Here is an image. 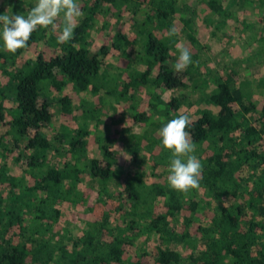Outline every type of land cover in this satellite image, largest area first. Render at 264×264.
I'll return each mask as SVG.
<instances>
[{"label": "trees", "instance_id": "obj_1", "mask_svg": "<svg viewBox=\"0 0 264 264\" xmlns=\"http://www.w3.org/2000/svg\"><path fill=\"white\" fill-rule=\"evenodd\" d=\"M8 1L10 5L0 3V14L12 5L13 12L26 15L36 3ZM78 3L84 19L72 41L58 43V34L40 29L29 47L16 54L0 43V71L7 77L0 82V264H264V96L257 94L264 92V74L242 80L251 67L264 65V0ZM121 18L137 30L112 33ZM200 20L221 42L242 33L248 38V57L223 72L208 67L202 59L207 33L198 26ZM173 26L178 35L169 38ZM94 29L99 44L91 40ZM177 42L192 54L193 64L182 73L173 68ZM109 59L117 63L116 72L107 68ZM190 82L199 88L197 101L203 105L187 129L203 166L196 197L186 199L171 189L169 172L150 184L138 172L123 185L121 205L108 209L98 201L74 238L60 224L61 207L74 199V187V201L80 203L85 196L77 185L90 180L105 186L125 175L111 146L102 137H91L106 103L122 106L123 115L131 112L134 123L143 127L139 134L128 133V165L146 155L152 169L168 171L171 154L163 149L158 131L180 115L183 102H166L163 96ZM67 87L71 93H64ZM82 94L93 100L80 98ZM56 102L65 123L57 131ZM49 127L56 132L54 142L68 144L71 162L65 172L52 164L51 155L59 150L44 130ZM96 140L101 155L89 157ZM10 157L18 175L9 172ZM246 168L253 170L248 177ZM203 193L237 202L207 211ZM117 214L136 219L126 227ZM145 220L143 232L157 237L158 245L138 253L126 235L142 233ZM174 242L179 248L172 247Z\"/></svg>", "mask_w": 264, "mask_h": 264}, {"label": "rangeland", "instance_id": "obj_2", "mask_svg": "<svg viewBox=\"0 0 264 264\" xmlns=\"http://www.w3.org/2000/svg\"><path fill=\"white\" fill-rule=\"evenodd\" d=\"M21 1H32V0H21ZM0 3L2 5H10L8 0H1ZM11 8L13 6L11 5ZM23 9H27V6H24ZM14 14L15 11L13 12ZM84 19L83 17L80 19L79 23L82 22ZM202 24V20L198 22V26ZM99 28V26H96ZM201 31L206 32L204 34L207 35L205 42V47L203 53H202V59L206 60L208 63V67H217V69H220L222 72L225 71L226 67H231L232 64L234 63L235 60H241L245 59L249 55V43H248V38L245 37L242 33L238 34L233 40L230 42H221L218 39H214L211 37L208 32L206 31L205 28L200 26ZM119 30H122L126 34L134 33L136 29H133L131 24L127 23L124 18H121L119 23L115 24V27L112 31V33L117 32ZM100 36L98 35V32L94 29L92 31V37L91 40L94 41L93 43L99 44L101 42ZM184 40V39H183ZM93 47V46H92ZM226 66V67H225ZM107 68L112 71L116 72L117 71V63L114 60H108L107 61ZM248 68L244 66V69ZM250 75L245 76L242 80L244 81H251L252 78H255L254 80L260 79V77L264 74V65H260L259 67L250 68L249 71ZM199 76V75H198ZM200 77V76H199ZM7 77L0 71V82L4 83L6 81ZM257 91V89H256ZM72 89L71 87H67L64 91V93H71ZM198 92L199 88L194 85V83H189L188 87L186 89H178L174 91H168L164 94L163 99L166 102H170L173 98H178L182 100V105L179 113L181 114V110H187V112L190 113L192 120H196L202 109L203 105L197 101L198 98ZM63 93V94H64ZM60 94V95H63ZM105 92H102V95H104ZM257 94L263 95L264 92L263 90L259 91ZM57 97H59L58 94H56ZM82 99H87L89 101L93 100V96L91 94H82L80 96ZM54 111H55V125L58 126L56 127L55 131L58 129H61V125L65 124L63 122V117L61 114V103L56 102L54 106ZM125 109L122 106H119L115 103H106L104 106V112L103 116L101 117V123L98 125L99 127H96L95 129H92L94 131V134L91 137H102L103 141L105 144L111 146L112 150L117 154L119 157V163L118 165L121 167H124L125 170V175L123 177L116 178L112 180L108 185H100L96 181H87L86 183H83L81 185H77L78 191L82 192L84 194L85 198L83 199L82 202L80 203H75V191H76V186L74 187V191L72 194V201L66 203L62 208V217L60 219V224L63 227V229H67L69 233L73 236L75 235L74 238H77L79 236L80 231L83 229L84 224L87 219V213H90L89 209L95 205L98 201H103L106 202L107 208L112 209L111 206H118L121 205L122 199H125V196L123 195L124 190H123V185L126 183L127 179H130L131 176H134L138 172H144V180L146 181L147 184L152 183L154 179H159L161 176H167L168 171L167 169H159V170H154L150 166V161L146 155H141L139 160H136V162L133 163V165H128L129 158H131V154L128 152V147L129 146V141H128V136L130 133L132 134H139L141 132V129L143 128L141 124L139 123H134L132 119V113L127 112V115L124 116L123 112ZM118 115V116H117ZM118 117L120 123L118 124L117 122H114V118ZM153 119L156 120L158 118V114L152 115ZM122 127L119 128L118 125H121ZM68 129H74V126H66ZM88 129H90L88 127ZM120 129H123L124 131H120ZM127 129V130H125ZM5 130V129H4ZM2 130V131H4ZM46 134L51 137V141L55 143L58 152H54L53 155H51V160L52 164H54L56 167H58L60 170L64 171L66 170L65 165L67 163L71 162L70 156L67 155V151L69 149L68 144L66 143H56L54 142L55 139L53 138V135H55V131L52 127L45 128L44 129ZM129 131V132H128ZM129 133V134H128ZM90 137V138H91ZM96 142L94 141L91 143V147L89 148L88 151V156H97L99 158V155H101L99 152V146ZM8 167H9V172L12 175H18L19 169L18 165L16 164L14 157H10L8 159ZM253 170H250L249 168L245 170V176L248 177L249 174H251ZM158 177V178H157ZM195 190L191 191L189 194H187L186 199H194L195 196ZM201 193V192H200ZM206 194L203 193L201 194V198L204 199L203 202L201 203L203 206L207 208V211L210 209L212 211H215L219 209L220 206L229 203H235L237 202L236 199H233L232 197H229L227 200L223 198H214V197H205ZM200 199V198H199ZM225 200V201H224ZM162 204V201L161 203ZM125 205V202L123 203V206ZM130 208L127 209V213H129ZM118 218L121 220L122 219V214H117ZM128 215V214H127ZM74 217L76 219H74ZM116 216L113 215L112 221H115ZM134 220L136 218H133L131 216H126L124 215L123 223L128 227L129 220ZM145 220L143 223L140 225V229H142V233L135 231L134 234L128 233L126 235L127 239L129 241H132L137 252L138 253H143L147 251H151L153 246L158 245V239L152 238L146 234V232H143V230L146 229V222ZM121 223L118 222L117 225H120ZM72 236V237H73ZM178 243H172L173 248H179L177 246Z\"/></svg>", "mask_w": 264, "mask_h": 264}, {"label": "clouds", "instance_id": "obj_3", "mask_svg": "<svg viewBox=\"0 0 264 264\" xmlns=\"http://www.w3.org/2000/svg\"><path fill=\"white\" fill-rule=\"evenodd\" d=\"M83 15L78 0H36L26 15L14 14L9 7L0 14V43L4 51L16 54L29 47L32 34L40 29L58 34V43H68L74 39ZM167 35L169 38L177 36V28L171 27ZM175 47L179 55L173 68L176 73H182L193 64L192 54L183 42H177ZM192 123L190 113L182 109L178 117L169 120L158 131L163 149L171 154L167 182L171 189L185 196L200 189L203 171L201 161L195 155L196 144L187 131Z\"/></svg>", "mask_w": 264, "mask_h": 264}]
</instances>
